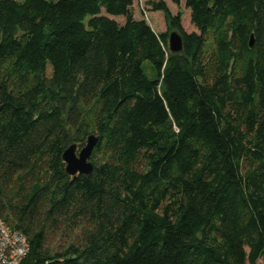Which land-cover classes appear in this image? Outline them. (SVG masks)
Masks as SVG:
<instances>
[{"label": "trees", "instance_id": "1", "mask_svg": "<svg viewBox=\"0 0 264 264\" xmlns=\"http://www.w3.org/2000/svg\"><path fill=\"white\" fill-rule=\"evenodd\" d=\"M172 1L195 31L146 0L178 53L134 0H0V218L28 241L18 264L264 263V0ZM89 134L91 171L70 176L62 152Z\"/></svg>", "mask_w": 264, "mask_h": 264}, {"label": "rangeland", "instance_id": "2", "mask_svg": "<svg viewBox=\"0 0 264 264\" xmlns=\"http://www.w3.org/2000/svg\"><path fill=\"white\" fill-rule=\"evenodd\" d=\"M21 2L23 0H16ZM166 5L168 6L170 12L172 14L180 13L181 14V27L182 29L189 33L195 31L193 25L190 22L189 10L185 8L183 1H179L178 4L173 3L172 0H164ZM133 16L135 19H144L146 23L156 32L167 31L168 34L172 32L167 29L166 22L161 11H151L150 5L146 2V0H134L132 5ZM115 20L119 23H123V17H115ZM142 68L144 73L148 77L153 76V68L148 61H144L142 63ZM47 72H50V65L48 64ZM258 264H264L262 262Z\"/></svg>", "mask_w": 264, "mask_h": 264}, {"label": "water", "instance_id": "3", "mask_svg": "<svg viewBox=\"0 0 264 264\" xmlns=\"http://www.w3.org/2000/svg\"><path fill=\"white\" fill-rule=\"evenodd\" d=\"M167 44L170 52H180L182 49L181 36L177 32H170L167 36ZM251 45L252 39L250 38L249 46ZM97 140L98 136L89 134L86 136L85 144L82 147L78 148L75 144H71L62 152L64 169L68 175L88 174L91 171L90 156Z\"/></svg>", "mask_w": 264, "mask_h": 264}, {"label": "built area", "instance_id": "4", "mask_svg": "<svg viewBox=\"0 0 264 264\" xmlns=\"http://www.w3.org/2000/svg\"><path fill=\"white\" fill-rule=\"evenodd\" d=\"M28 249L26 237L0 218V264H18Z\"/></svg>", "mask_w": 264, "mask_h": 264}, {"label": "crops", "instance_id": "5", "mask_svg": "<svg viewBox=\"0 0 264 264\" xmlns=\"http://www.w3.org/2000/svg\"><path fill=\"white\" fill-rule=\"evenodd\" d=\"M261 261L259 260L258 263H260Z\"/></svg>", "mask_w": 264, "mask_h": 264}]
</instances>
